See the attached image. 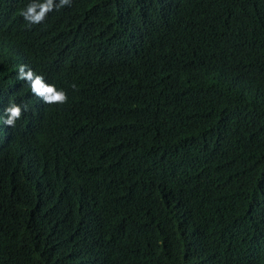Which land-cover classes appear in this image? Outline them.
Listing matches in <instances>:
<instances>
[{"label":"trees","instance_id":"trees-1","mask_svg":"<svg viewBox=\"0 0 264 264\" xmlns=\"http://www.w3.org/2000/svg\"><path fill=\"white\" fill-rule=\"evenodd\" d=\"M30 2L0 0V264H264V0H72L29 27Z\"/></svg>","mask_w":264,"mask_h":264},{"label":"clouds","instance_id":"clouds-1","mask_svg":"<svg viewBox=\"0 0 264 264\" xmlns=\"http://www.w3.org/2000/svg\"><path fill=\"white\" fill-rule=\"evenodd\" d=\"M72 0H31L27 6L20 11V15L29 27L42 24L49 13L59 11L65 7H71ZM17 78L25 82L31 89V93L40 98L47 105L66 104L68 95L63 89H58L54 84H48L42 75L34 72L26 65H20ZM73 89L76 85H72ZM27 105H20L10 100L4 110L2 123L5 126L14 128L16 122L22 118L27 111Z\"/></svg>","mask_w":264,"mask_h":264}]
</instances>
